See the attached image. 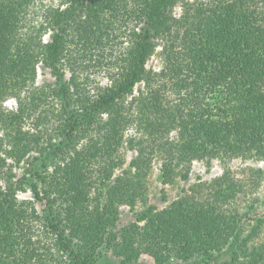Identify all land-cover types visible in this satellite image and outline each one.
<instances>
[{
	"label": "trees",
	"instance_id": "obj_1",
	"mask_svg": "<svg viewBox=\"0 0 264 264\" xmlns=\"http://www.w3.org/2000/svg\"><path fill=\"white\" fill-rule=\"evenodd\" d=\"M117 30L127 43L104 64ZM203 49L233 67L222 84ZM98 63L105 85L81 76ZM240 116L239 133L222 120ZM235 158L264 161V0H0V264H103L107 244L155 264H264V215L228 167L120 222L148 204L156 159L167 185Z\"/></svg>",
	"mask_w": 264,
	"mask_h": 264
},
{
	"label": "rangeland",
	"instance_id": "obj_2",
	"mask_svg": "<svg viewBox=\"0 0 264 264\" xmlns=\"http://www.w3.org/2000/svg\"><path fill=\"white\" fill-rule=\"evenodd\" d=\"M41 1V0H40ZM43 2H51V0H42ZM41 5V3H40ZM39 7V4L38 6ZM39 11V8L38 10ZM179 11V10H178ZM36 16V15H35ZM117 37L110 40L111 44H114V47L102 49V55H100L101 62L104 64L110 60V54L112 56L115 53H118L116 50L123 48L122 42H126L125 36L117 30ZM201 60L202 67L205 73H208L212 76L216 84H222L226 78H228L232 71L233 67L229 63H222L219 61L218 54L215 50L212 49H203L201 51ZM89 63H95L90 60ZM97 63V62H96ZM95 66L90 65L81 72V76L85 78L88 75L89 82H92V85L99 84L105 85L108 83L107 78V66L100 67V64H94ZM150 66L159 68L161 65L160 58L158 56L152 57L149 63ZM38 82H54L55 77L51 74L50 70L42 66L38 69ZM70 73L66 74L69 77ZM219 101L222 100L221 96H217ZM16 105L13 98L8 99L3 106L6 108H12ZM226 126L233 130L236 133L241 132L248 124V119L244 116L237 117L235 119H222ZM134 155V152H126L127 160L129 161ZM226 167L231 169L232 174L244 184V191L240 195V205L245 208L249 204L254 205V211L256 214L264 215V178L257 173L258 168L264 169V161H258L255 159H242L235 158L233 160L222 162L220 160H215L211 169H208L204 161H194L191 170V178L189 181H183L181 179L177 180L174 184L164 185L160 179V168L161 160L156 159L154 161L153 168L148 176V204L140 201L136 206L135 210L130 209L128 206L121 207V224H125L131 221H135L138 215L149 205L155 204L158 207L162 208L168 205L173 199H175L178 194L181 192L183 187H188L190 184L199 181V176L204 181H209L212 178L221 175ZM163 190L166 192L167 198H164ZM22 196L34 198L36 193L29 190L26 193L21 194ZM35 200V199H34ZM36 201L37 207L42 211L43 203ZM264 239V226L261 232V237L258 240ZM108 243H113V240L109 239ZM104 256L101 258L103 264H155V258L148 255L142 254L138 259L130 253L121 251L120 249L105 245L103 250Z\"/></svg>",
	"mask_w": 264,
	"mask_h": 264
}]
</instances>
